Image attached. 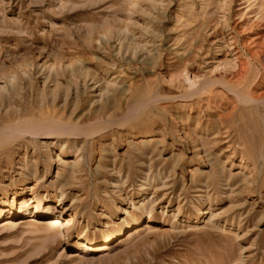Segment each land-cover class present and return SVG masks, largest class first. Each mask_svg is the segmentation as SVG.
I'll list each match as a JSON object with an SVG mask.
<instances>
[{
    "label": "rangeland",
    "instance_id": "rangeland-1",
    "mask_svg": "<svg viewBox=\"0 0 264 264\" xmlns=\"http://www.w3.org/2000/svg\"><path fill=\"white\" fill-rule=\"evenodd\" d=\"M0 264H264V0H0Z\"/></svg>",
    "mask_w": 264,
    "mask_h": 264
},
{
    "label": "bare ground",
    "instance_id": "bare-ground-1",
    "mask_svg": "<svg viewBox=\"0 0 264 264\" xmlns=\"http://www.w3.org/2000/svg\"><path fill=\"white\" fill-rule=\"evenodd\" d=\"M26 207V206H25ZM25 210V209H24ZM46 210V209H45ZM15 215V214H14ZM53 221V220H52ZM10 222V221H9ZM29 222H33V220L31 219V220H29ZM50 222V221H49ZM33 223H35V222H33ZM51 223V222H50ZM55 223V222H54ZM53 222H52V224H54ZM8 224V221H5V222H3L2 224H1V226H5V225H7ZM11 223H9L8 225H10ZM47 224V223H46ZM7 225V226H8ZM51 225V224H50ZM52 226V225H51ZM6 229V228H5ZM4 230V229H3Z\"/></svg>",
    "mask_w": 264,
    "mask_h": 264
}]
</instances>
